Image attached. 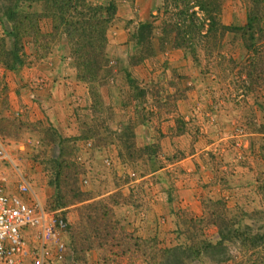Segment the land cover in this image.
Returning a JSON list of instances; mask_svg holds the SVG:
<instances>
[{"label":"rangeland","instance_id":"1","mask_svg":"<svg viewBox=\"0 0 264 264\" xmlns=\"http://www.w3.org/2000/svg\"><path fill=\"white\" fill-rule=\"evenodd\" d=\"M86 1L104 15L115 4L106 30L114 49L97 77L85 72L64 33L48 38L46 18L36 36L20 41L22 66L0 63V141L44 207L66 217L64 264H145L144 240L153 237L157 250L214 243L217 228L207 218L263 234L264 87L243 92L239 38L227 35L212 57L206 48L193 56L160 46L162 25L171 22L164 0ZM16 11L27 22L43 6L26 2ZM220 13L223 24L242 26L245 2L226 0ZM153 18L154 53L132 65L149 51L138 28ZM12 26L0 11V55L14 50ZM72 82L86 85L85 101L74 89L66 103L51 101L50 85ZM262 244L248 251L236 244L226 262L207 251L186 264H248Z\"/></svg>","mask_w":264,"mask_h":264},{"label":"trees","instance_id":"2","mask_svg":"<svg viewBox=\"0 0 264 264\" xmlns=\"http://www.w3.org/2000/svg\"><path fill=\"white\" fill-rule=\"evenodd\" d=\"M37 1L42 3V14L31 15L27 22L19 23L17 6L26 2ZM224 1L226 0H164L163 13L168 14L172 23L162 25L165 36L160 37V46L170 44V47L179 49L184 53H190L193 56L206 48L207 56L212 57V52L219 47V44L221 45L227 35L231 34L238 37L242 49L246 52L239 64L238 80L242 83H248V89L243 90L245 93L250 92V90H252L251 92L256 89L259 90L258 88L264 87V0H243L246 5V16L242 26H228L222 23L220 12ZM114 5V1L110 2L104 10V15L101 13L103 8L92 6L86 0H0V11L4 18L9 23L14 24L12 34L16 41L13 51L1 53L0 63L7 69L13 68L15 64L22 66L24 63L18 55L20 41L22 42L23 38L26 37L36 36L39 33L40 20L46 18L52 22V33L48 35V38L55 37L57 32L64 33L72 52L82 64L85 72L96 76L97 70L99 71L101 67L107 64L105 59L106 30L115 15ZM74 17L78 19H74ZM153 19L152 22L141 24L138 28L139 43L148 41L149 44L146 43V45H149V51H142L145 52V57L142 55L143 57L132 62V65L142 62V59H146L154 53V47H152L154 45L149 41L156 28L154 22L157 19ZM170 33L172 37L168 35ZM6 55L14 57L15 60L8 61L5 59ZM180 213V210H176L174 215L176 217L182 216L179 215ZM207 220L209 224L217 228L218 238L216 242L205 243V241H201L198 242L199 245L193 244L189 247L182 245L164 247V244L161 243L162 246L157 250L158 241L153 237L144 240L145 264H186L191 255L194 254L195 257L199 258L207 251L212 252L213 262H226L229 260L227 257L230 247L239 244L242 251H248L264 241V233L261 235L255 233L250 237L249 231L238 229L232 231L229 229L231 225L222 227L217 217L207 218ZM181 221L182 224L186 222L184 219ZM90 223L98 225L93 220ZM98 234L100 233L97 232ZM246 240L250 245L247 242L245 244ZM262 247L263 249L257 251V259H248V264H264L263 244ZM89 248L91 247H87V249ZM149 250L155 251L152 254L153 257H150ZM156 252L159 254L157 263L155 261ZM243 260L240 264H246Z\"/></svg>","mask_w":264,"mask_h":264},{"label":"built area","instance_id":"3","mask_svg":"<svg viewBox=\"0 0 264 264\" xmlns=\"http://www.w3.org/2000/svg\"><path fill=\"white\" fill-rule=\"evenodd\" d=\"M67 230L66 217L44 207L0 141V264H64Z\"/></svg>","mask_w":264,"mask_h":264},{"label":"crops","instance_id":"4","mask_svg":"<svg viewBox=\"0 0 264 264\" xmlns=\"http://www.w3.org/2000/svg\"><path fill=\"white\" fill-rule=\"evenodd\" d=\"M106 38H108V35H106ZM108 42V41H107ZM114 47H110L109 44L106 45L105 50V56L106 58L111 57L112 51ZM51 90L54 92L52 93L53 96L51 101L64 102L66 103L65 98H68L69 90L72 91V89L76 90L75 94L79 95V99L82 101H85L87 99V92H86V85H83L82 83L72 82L70 83H56V85H50Z\"/></svg>","mask_w":264,"mask_h":264}]
</instances>
